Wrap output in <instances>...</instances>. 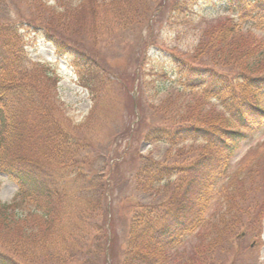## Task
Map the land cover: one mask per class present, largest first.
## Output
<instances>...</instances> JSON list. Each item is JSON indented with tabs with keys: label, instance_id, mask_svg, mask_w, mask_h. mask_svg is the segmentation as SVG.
<instances>
[{
	"label": "trees",
	"instance_id": "1",
	"mask_svg": "<svg viewBox=\"0 0 264 264\" xmlns=\"http://www.w3.org/2000/svg\"><path fill=\"white\" fill-rule=\"evenodd\" d=\"M207 1L124 0L123 14L114 17L125 26L145 25L151 33L156 25L174 30L179 43L190 42L188 50L162 46L164 56L174 65L171 76L164 68L150 64L146 48L139 50L141 88L146 76L149 83L145 91L151 100H157L147 109L161 122L149 127L145 140L205 143L197 158L182 164H168L139 152L136 188L155 199L163 196L166 188L171 193L164 202L140 205L142 214L136 213L131 221L132 241L124 264H161L172 244L203 224L213 186L264 122V0H221L225 12L212 18L203 14L194 17L195 8ZM118 2L115 0L112 9L120 12ZM69 25L63 16L60 20L51 18L44 34L62 56L71 55L80 67H96L105 74L89 57L78 56L77 47L55 38L54 34ZM18 39L10 27L0 28V41H7L8 46L19 49ZM159 81L163 85L157 87ZM36 82H43L38 70L21 73L18 79H0V186L5 176L17 187L10 202L0 199V264L51 263L67 255L65 246L54 238L67 194L53 189L43 174L47 175L51 165L73 168L76 173L80 139L69 135L57 121L59 108L54 96L37 105L30 115L33 106L41 104L35 100ZM146 122L142 119L137 126ZM124 162L125 158L109 165V179L114 166L119 168ZM110 185L101 184L87 213L108 197ZM256 211L260 213L259 206ZM259 221L256 219L254 228ZM232 222L221 217V236L241 232L231 230ZM207 247L213 249L212 244Z\"/></svg>",
	"mask_w": 264,
	"mask_h": 264
},
{
	"label": "rangeland",
	"instance_id": "2",
	"mask_svg": "<svg viewBox=\"0 0 264 264\" xmlns=\"http://www.w3.org/2000/svg\"><path fill=\"white\" fill-rule=\"evenodd\" d=\"M220 1L200 3L194 17L203 14L212 18L225 12ZM0 2V28L10 27L19 37L16 42L19 49L0 41V79H18L21 73L40 71L43 82H36L34 90L38 93L35 100L41 104L36 103L30 115L54 96L59 108L55 112L57 121L69 135L80 139L76 173L73 168L51 165L46 169L47 175L43 174L53 189L67 194L60 207L58 234L54 237L65 246L67 255L58 262L43 260L40 264H124L132 241L131 221L136 213L142 214L140 205L155 200L164 202L171 193L166 188L164 195L155 199L136 188L139 152L170 164H182L194 159L202 149V142L197 141L170 144L145 140L149 127L161 122L147 109L149 103L157 100H151L145 91L149 83L146 76L141 94L134 93L139 88L134 78L141 77L138 53L146 48L150 64L164 68L171 76L174 65L170 57L164 56V47L188 50L190 42L179 43L176 31L157 25L151 33L145 25L125 26L115 20L116 15L123 14L124 0L118 2L120 12L112 9L115 0ZM61 16L70 25L54 34L55 38L77 47L78 56L89 57L105 74L97 72L96 67H80L71 55L57 52L46 38L44 27L50 25L51 18L60 20ZM101 77L105 78L99 84ZM156 85L160 87L163 83L159 81ZM142 119L147 124L137 126ZM123 157L125 162L119 168L114 166L109 179V165ZM101 172L103 178L99 177ZM1 181L0 199L10 202L17 187L5 176ZM103 183H111L108 197H103L100 205L95 203L89 214L90 201ZM221 217L234 222L232 231L241 232L221 236ZM256 219L260 221L254 228ZM108 220L112 233L105 229L103 221ZM209 244L212 250L208 249ZM161 264H264V122L213 186L203 224L185 234L178 244H172Z\"/></svg>",
	"mask_w": 264,
	"mask_h": 264
}]
</instances>
